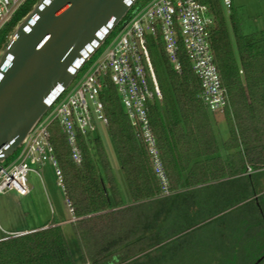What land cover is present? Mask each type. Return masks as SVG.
<instances>
[{
    "label": "trees",
    "instance_id": "trees-1",
    "mask_svg": "<svg viewBox=\"0 0 264 264\" xmlns=\"http://www.w3.org/2000/svg\"><path fill=\"white\" fill-rule=\"evenodd\" d=\"M37 1L26 0L0 31V51ZM147 1L138 0L134 8ZM199 1L209 5L215 17L211 44L229 92L230 105L225 111L230 128L227 155L220 153L213 112L201 97V79L185 51L181 54L182 71L178 72L161 43L151 38L150 51L164 97L151 107L150 117L171 194L163 195L147 148L137 137L113 83L103 91V99L130 200L121 193L100 137L95 136V142L91 135L81 137L84 159L76 164L61 127L57 122L51 126L55 154L79 217L71 223L84 263L128 264L135 251L144 250L139 249L142 242L157 245L242 203L253 204L248 212L264 224V192L260 193L264 176V29L244 32L233 5L229 18L234 43L222 0ZM13 158L14 154L6 162ZM173 214L175 219H189L181 228L161 236L163 222ZM57 222L44 223L40 227L49 226L38 230H18L30 231L23 234H5L0 240V264H77L75 250L63 225Z\"/></svg>",
    "mask_w": 264,
    "mask_h": 264
},
{
    "label": "built area",
    "instance_id": "built-area-1",
    "mask_svg": "<svg viewBox=\"0 0 264 264\" xmlns=\"http://www.w3.org/2000/svg\"><path fill=\"white\" fill-rule=\"evenodd\" d=\"M25 1L0 0V31ZM222 2L230 11L233 0ZM134 6L80 67L71 84L51 104L27 141L15 152L17 155L0 164V193L16 190L28 195L31 192L29 171L41 175L31 164L50 162L57 182L67 196L72 221H76L79 217L69 198L64 171L55 154L51 126L54 122L59 124L71 148L72 160L82 164L81 137L94 134L97 122L109 124L103 91L111 82L137 137L147 148L163 195L171 194L169 177L150 117L151 107L162 102L164 96L149 42L152 38L161 43L178 72L182 71L181 54L184 50L201 79L203 101L211 112H225L230 105L229 92L223 84L211 44L216 22L210 6L199 0H148L136 8Z\"/></svg>",
    "mask_w": 264,
    "mask_h": 264
},
{
    "label": "rangeland",
    "instance_id": "rangeland-1",
    "mask_svg": "<svg viewBox=\"0 0 264 264\" xmlns=\"http://www.w3.org/2000/svg\"><path fill=\"white\" fill-rule=\"evenodd\" d=\"M241 26L246 33H254L264 29V0H233ZM225 9L228 27L232 40L235 43L230 11ZM100 54V53H99ZM99 54L96 58H98ZM215 128L222 140L229 135V125L225 112L213 113ZM96 130L91 135L101 138L107 159L116 176L121 193L126 200H130V191L126 176L121 167L117 148L107 124L96 123ZM219 137V139H220ZM97 159L100 161L97 149ZM17 154H14V157ZM100 165V164H99ZM101 168L102 164L100 165ZM38 170L29 171L28 184L31 193L23 196L16 190H7L0 193V240L5 234L19 233L16 230L40 227L52 221L69 220L63 224L64 232L78 257L77 264H87L81 260L80 249L74 239L72 228L73 214L70 212L67 196L58 184L54 168L50 162L44 165L31 164ZM104 170V169H103ZM250 172L253 170H249ZM104 172V171H103ZM104 175L105 172H104ZM264 192V176L261 178L260 193ZM264 201V197L262 198ZM243 203L230 208L201 227L191 228L168 237L157 245L144 241L139 244V251L127 261L128 264H264V224L251 212L250 206ZM170 216L163 222L160 235L168 231L181 228L189 218ZM49 226V225H48ZM167 231V232H166ZM12 233V234H13ZM173 233H170V235ZM148 247V249L146 248ZM134 248L131 249V251Z\"/></svg>",
    "mask_w": 264,
    "mask_h": 264
},
{
    "label": "water",
    "instance_id": "water-1",
    "mask_svg": "<svg viewBox=\"0 0 264 264\" xmlns=\"http://www.w3.org/2000/svg\"><path fill=\"white\" fill-rule=\"evenodd\" d=\"M137 1L38 0L17 23L0 51V164Z\"/></svg>",
    "mask_w": 264,
    "mask_h": 264
},
{
    "label": "crops",
    "instance_id": "crops-1",
    "mask_svg": "<svg viewBox=\"0 0 264 264\" xmlns=\"http://www.w3.org/2000/svg\"><path fill=\"white\" fill-rule=\"evenodd\" d=\"M229 125V124H228ZM217 131V130H216ZM217 137H218V142H219V146H220V150H221V154L224 156V157H226V155H227V149H226V142H227V140L228 139H230V128H229V135H228V137L225 139V140H222V138L220 137V135H219V132L217 131ZM219 137H220V139H219ZM249 170H251V168L249 167L248 168ZM200 186H202V185H199L198 187H200ZM32 192V191H31ZM30 192V193H31ZM29 193V194H30ZM172 193V192H171ZM28 194V195H29ZM23 196H27V195H23ZM223 213V212H222ZM221 214V213H220ZM219 214V215H220ZM211 219H213V217H210V218H207L205 221H203V222H201V223H198V224H196L195 226H193V227H191V228H198V227H201V225H204V223H207V222H209ZM69 220H61V221H58L57 222V224H61V225H63L64 223H66V222H68ZM47 223H49V222H47ZM33 228H36V227H33ZM190 228V229H191ZM25 229H29V228H25ZM27 231V230H26ZM15 232H18V230H16ZM20 232V231H19ZM11 233H13V232H11Z\"/></svg>",
    "mask_w": 264,
    "mask_h": 264
},
{
    "label": "flooded vegetation",
    "instance_id": "flooded-vegetation-1",
    "mask_svg": "<svg viewBox=\"0 0 264 264\" xmlns=\"http://www.w3.org/2000/svg\"><path fill=\"white\" fill-rule=\"evenodd\" d=\"M256 264V263H255ZM258 264V263H257Z\"/></svg>",
    "mask_w": 264,
    "mask_h": 264
}]
</instances>
